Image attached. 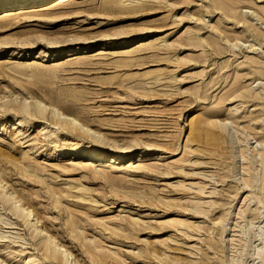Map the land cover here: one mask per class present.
I'll return each mask as SVG.
<instances>
[{
	"label": "rangeland",
	"instance_id": "obj_1",
	"mask_svg": "<svg viewBox=\"0 0 264 264\" xmlns=\"http://www.w3.org/2000/svg\"><path fill=\"white\" fill-rule=\"evenodd\" d=\"M26 5L0 7L1 185L78 264H263L264 0ZM47 244L0 186V264H71Z\"/></svg>",
	"mask_w": 264,
	"mask_h": 264
},
{
	"label": "bare ground",
	"instance_id": "obj_2",
	"mask_svg": "<svg viewBox=\"0 0 264 264\" xmlns=\"http://www.w3.org/2000/svg\"><path fill=\"white\" fill-rule=\"evenodd\" d=\"M42 0H18V1H16V2H8V3H3V4H0V7H8L7 9H20V8H24L25 6H27L26 4L28 3H30V4H37L38 2H41ZM114 1V0H113ZM146 2V1H145ZM114 3V2H113ZM137 4L138 3H140V2H136ZM143 3V2H142ZM147 3V2H146ZM149 3V2H148ZM163 3V2H162ZM116 4H117V1H116ZM119 4V3H118ZM149 5V4H148ZM135 6V5H134ZM146 6V5H145ZM141 8V7H140ZM144 8V7H143ZM135 9H136V7H135ZM140 10V9H139ZM147 10V9H146ZM248 12V11H247ZM134 13V12H133ZM235 34V33H234ZM193 36H195V35H193ZM193 36H191V38L193 39ZM198 39V38H197ZM195 40V39H194ZM198 41V40H197ZM200 41V40H199ZM150 74V73H149ZM151 75H153V74H151ZM162 76V75H161ZM147 77V76H146ZM197 92V91H196ZM35 101H37V102H39L40 104L41 103H43L44 105H45V103L42 101V100H37L36 99V97H35ZM31 104V103H30ZM47 105V104H46ZM48 106V105H47ZM52 108H53V110H54V114H55V119H56V121L57 122H60L61 120L65 123V124H68L69 125V123H70V126H73L74 125V127H75V129H78V130H80L81 132H86V133H88V134H94V135H96L97 137H98V135H99V133H97L96 131H94L93 130V128H91V127H89V125L88 124H86V123H84V122H82L81 120H79V119H77V118H75V117H68V115L66 114V112L65 111H63V109L61 108V107H59V106H57V105H52ZM234 109H236V107L234 108ZM71 115V114H70ZM17 123H20V120H17L16 121ZM69 122V123H68ZM226 122V121H225ZM64 124V125H65ZM227 125V124H226ZM78 130H77V133H79L78 132ZM76 131V130H75ZM99 132V131H98ZM81 134V133H80ZM106 136V135H105ZM100 137V136H99ZM107 137H109V136H107ZM103 139H104V141H107L108 142V139L107 138H105V137H103ZM110 144H112V143H110ZM259 153H260V155H261V153L263 154L264 153V147L262 148V149H259V151H258ZM62 153H64V152H62ZM87 153H89V155H90V157H92V158H94V159H96V160H101L102 158H105V156H106V153H104V152H99V153H96V152H87ZM182 162V161H181ZM185 162V161H184ZM182 164H184V163H182ZM177 165H178V163H177ZM180 167V166H179ZM174 168V167H173ZM178 168V167H177ZM171 169V168H170ZM177 170H179V169H177ZM182 170V169H181ZM184 170V169H183ZM32 172H34V171H32ZM31 171H30V173H32ZM2 178V177H1ZM3 180V179H2ZM0 186L3 188V190H4V196H5V198L6 199H8V201H10V202H12L13 204H14V206L18 209V210H20L21 212H22V214L24 215V217H25V220H26V223H28V224H31L32 225V227H35V229H37L38 231H39V233L40 234H43V233H45V234H47L48 235V244H47V246H49V244L51 243V244H53L54 246H55V248L58 250V251H60L61 252V254H62V256L64 257V261L65 262H68V260H70L71 261V264H72V262L73 261H75V264H78V262L76 261V259H75V257H74V259H73V253H72V251L66 246V245H64L61 241H59L58 240V238H56L54 235H52V234H50V232L47 230V228L45 227V225L44 224H42V220H40L39 218H38V216H37V214H36V212L34 211V209L31 207V206H29V205H27V203L26 202H24V200H23V198H21L20 197V195H18L17 193H15L14 192V190L12 191H10V190H6V188L4 187V186H2L1 185V182H0ZM182 186H184V185H181V187ZM185 187V186H184ZM203 189L204 188H200L199 190L200 191H202L203 192ZM198 193V192H197ZM198 194H200V193H198ZM57 199V198H56ZM55 199V200H56ZM54 200V201H55ZM57 201H58V199H57ZM197 201V200H196ZM198 202H200V201H198ZM196 207H197V205H195ZM199 206H201V205H199ZM198 209H202L203 210V208H201V207H197ZM191 210H193V209H191ZM201 212H205V211H201ZM172 221H174L173 219H172ZM179 222H175V223H177L178 225H180L179 227H181V226H186V227H188V224L186 223L185 224V222H181L180 220H178ZM166 222H169V221H166ZM176 224V225H177ZM191 226L192 225H190L189 226V228H191ZM197 226V225H196ZM198 226H200V225H198ZM193 227V226H192ZM196 228H198V227H196ZM201 228V227H200ZM199 232V231H198ZM185 235H186V233H185ZM244 237V236H243ZM240 239V238H239ZM258 240H259V244H258V246L254 249V251H253V256H254V258L255 259H257V260H259V261H263L264 260V224L261 226V232L260 233H258ZM238 241H240V240H238ZM49 248V247H48ZM171 248V247H170ZM87 249V248H86ZM89 251H91V250H89ZM242 251H244V250H242ZM157 252V251H156ZM91 254V253H90ZM165 254V253H164ZM167 254V253H166ZM165 254V255H166ZM170 254H172V253H170ZM95 254H93L92 256H94ZM96 256V255H95ZM94 256V257H95ZM162 256V255H161ZM93 257V260L94 259H97V260H99L100 262H103L104 263V260L102 259V256H101V258H94ZM164 257H168V255H166V256H164ZM1 258V257H0ZM105 260H107V259H105ZM169 260V259H168ZM95 261V260H94ZM175 262V261H174ZM173 262V263H174ZM169 263H170V261H169ZM175 263H177V262H175ZM7 264V263H6ZM26 264H29V263H26ZM191 264H195L194 262L193 263H191ZM264 264V263H263Z\"/></svg>",
	"mask_w": 264,
	"mask_h": 264
}]
</instances>
